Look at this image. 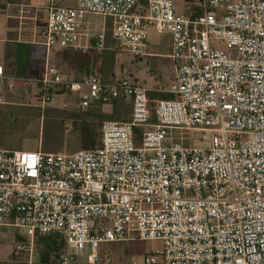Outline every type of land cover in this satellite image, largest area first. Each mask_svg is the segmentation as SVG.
I'll list each match as a JSON object with an SVG mask.
<instances>
[{
    "label": "built area",
    "instance_id": "obj_1",
    "mask_svg": "<svg viewBox=\"0 0 264 264\" xmlns=\"http://www.w3.org/2000/svg\"><path fill=\"white\" fill-rule=\"evenodd\" d=\"M43 1L34 34L45 49L76 47L89 36L84 15L98 14L111 18L116 48L134 58L146 55L149 27L166 33L173 70L164 90L98 72L69 81L49 64L26 79L41 110L68 92L78 95L74 109L122 99L130 111L102 120L94 147L0 148V227L15 230L11 253L30 254L35 234L55 231L64 244L57 264L85 245L94 264L101 243L136 239L160 248L128 264H264V0H183L180 9L172 0ZM104 38L92 35L91 48L104 49ZM12 80L0 64V88ZM172 129L200 132L201 145Z\"/></svg>",
    "mask_w": 264,
    "mask_h": 264
},
{
    "label": "rangeland",
    "instance_id": "obj_2",
    "mask_svg": "<svg viewBox=\"0 0 264 264\" xmlns=\"http://www.w3.org/2000/svg\"><path fill=\"white\" fill-rule=\"evenodd\" d=\"M42 2L43 0H38ZM7 0H0V9ZM45 2V1H43ZM72 0H62V3L68 4ZM175 9L183 6V0H172ZM5 13L0 11V51L2 45L6 44L3 39V32L7 30V22L4 18ZM102 15L85 14L84 21L90 28L98 30L104 20ZM34 23L28 21L25 34L31 36V27ZM109 49L113 52L112 70L114 73L112 81L119 78L127 82L137 81L138 85L148 86L150 83H156L159 86L167 87L171 81L172 64L168 58L163 55L167 49V34L157 33L152 27L146 32V50L156 53L145 55L144 57L134 58L124 51L118 50L116 44L109 41ZM106 45V44H105ZM115 45V46H114ZM222 48L221 45H216ZM105 51L86 50L91 58L97 59ZM84 54L85 52H81ZM85 56V55H84ZM100 72L99 68H96ZM102 73V72H100ZM17 94H11L5 99V103L0 105V148L20 152H51V153H71L74 150L83 148L85 144H92L91 147L98 144V126L105 118L99 114L94 106H87L83 109H74V103L77 97H68L65 94H53L46 106L41 110L36 105L34 87L26 86L19 88ZM16 92V91H15ZM154 98H161L160 94L167 93L151 92ZM126 108L128 106L124 105ZM174 136H181L184 142L193 145H201L198 141L200 132L180 129H172ZM90 133L89 136L87 134ZM91 139L93 141H91ZM35 238V237H34ZM16 239L14 228L5 227L0 229V262L6 261L12 264H26L28 257L31 263L35 264L37 260L38 244L33 243L31 253L20 252L11 253V243ZM104 249V253L110 257L108 264H128L131 259H139L144 253L160 248L157 240H131L125 242L101 243L99 249ZM108 250V253H107ZM89 251L87 245L81 255L72 256L69 264H88L84 260V255ZM101 261L99 255L94 264Z\"/></svg>",
    "mask_w": 264,
    "mask_h": 264
},
{
    "label": "crops",
    "instance_id": "obj_3",
    "mask_svg": "<svg viewBox=\"0 0 264 264\" xmlns=\"http://www.w3.org/2000/svg\"><path fill=\"white\" fill-rule=\"evenodd\" d=\"M73 2L74 1L72 0L71 3L64 4L62 3V0H53V4L57 6H71L73 5ZM1 12L5 13L4 18L7 22V30L3 32V38H1L6 41V44L2 45V50L0 51V64L3 73L13 79L12 86L9 90L0 88V93L3 95L4 99H7V96H11V94H17L20 91L19 88H24L27 85H33L34 87V84L29 83L26 79L41 73L45 64L57 67L60 72V77L69 81H79L89 73L98 72L96 69L97 67L100 72H102L98 73L101 75L103 81H112L114 76L112 70L114 51L109 49V41H112L113 44L114 41L110 37V29L112 26L110 17L105 16L107 18H104L98 30L90 28L88 23L83 20V26L89 36L86 37L81 35L76 47L67 49H45L43 45L39 43L34 34L36 24H41L45 19V2H40L38 0H7V2L1 7ZM29 20H32L34 25L31 27V36L27 37L25 31L28 28L23 26L27 25ZM102 30L105 33V51L101 53L97 59H94L86 53V50L88 51V49H92V35ZM81 52L85 53L82 54ZM168 52L169 37L167 35V49L163 55H165L169 62H171L168 57ZM149 54L154 55L156 53L148 52L146 50V55ZM136 82L137 81L133 80L130 83L137 84L138 82ZM144 87L147 89H166V87L159 86L154 82ZM151 92L153 91H150L147 94L149 97L154 98L155 96ZM54 94H65L68 97L76 96L77 99L75 103L78 101V95L73 93L58 92ZM94 105L91 106L93 107ZM124 105L128 106V100L117 99L111 103L97 104L94 108L98 110L97 112L105 119L125 120L129 116L130 108H126ZM85 145L82 147L87 148ZM2 228L5 227H0V229Z\"/></svg>",
    "mask_w": 264,
    "mask_h": 264
},
{
    "label": "trees",
    "instance_id": "obj_4",
    "mask_svg": "<svg viewBox=\"0 0 264 264\" xmlns=\"http://www.w3.org/2000/svg\"><path fill=\"white\" fill-rule=\"evenodd\" d=\"M185 2L183 1V4ZM1 11V9H0ZM38 26V24H36ZM161 98H169L171 97L170 94L168 93H162L160 94ZM90 133L87 134V136L91 137L89 135ZM99 136V135H98ZM99 138V137H98ZM94 140V139H93ZM91 139V141H93ZM99 142V139H98ZM91 143L88 145H85V147H91ZM34 243L38 244L37 247V260L35 264H57V259L60 256V254L63 252L64 244L61 236L59 235L58 232H49L45 234H35L34 235ZM17 238V236H16ZM108 253V250H107ZM104 249L102 248L98 249V255L101 259L102 262L99 264H108L110 262V257L109 261L105 262L103 260V255H104ZM109 255V253H108ZM0 264H12V263H7L6 261L0 262Z\"/></svg>",
    "mask_w": 264,
    "mask_h": 264
}]
</instances>
